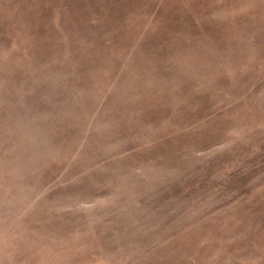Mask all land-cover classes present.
I'll return each mask as SVG.
<instances>
[{"label": "rangeland", "instance_id": "rangeland-1", "mask_svg": "<svg viewBox=\"0 0 264 264\" xmlns=\"http://www.w3.org/2000/svg\"><path fill=\"white\" fill-rule=\"evenodd\" d=\"M0 264H264V0H0Z\"/></svg>", "mask_w": 264, "mask_h": 264}]
</instances>
